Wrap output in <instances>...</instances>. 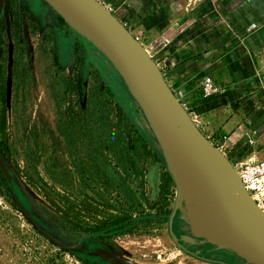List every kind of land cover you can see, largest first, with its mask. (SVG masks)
I'll return each mask as SVG.
<instances>
[{"label":"rangeland","instance_id":"374dc122","mask_svg":"<svg viewBox=\"0 0 264 264\" xmlns=\"http://www.w3.org/2000/svg\"><path fill=\"white\" fill-rule=\"evenodd\" d=\"M98 1L143 46L164 79L171 40L196 46V38H203L205 48L224 50L242 43L246 30L238 28L246 16L254 18V26L264 24V0H236L235 7L230 0ZM184 50L193 54L192 48ZM0 79L5 88L0 137L12 178L0 187V264H110L89 247L85 232L107 214L120 213L148 214L154 221L150 229L107 239L105 248L126 264H211L203 259L206 249L201 250L211 245L210 237L199 222L190 219L189 228L181 220L179 236L193 244L197 257L171 239L164 212L173 209L176 187L123 80L45 1L6 0L0 18ZM106 80L118 96L120 117L101 100ZM68 81L74 90H68ZM177 99L186 110L183 96ZM133 126L149 143L140 145ZM190 211L188 199L189 218Z\"/></svg>","mask_w":264,"mask_h":264},{"label":"water","instance_id":"95a60500","mask_svg":"<svg viewBox=\"0 0 264 264\" xmlns=\"http://www.w3.org/2000/svg\"><path fill=\"white\" fill-rule=\"evenodd\" d=\"M43 1L108 59L142 111L176 187L173 209L168 219L172 241L183 252L197 257L182 245L186 236L178 238L173 232L176 217L186 222L189 228L191 224L185 212L183 182L174 156L176 142L190 157L199 161L212 183L234 240L229 251L246 264H264V212L251 200L229 160L196 127L143 46L98 0ZM5 3L6 0H0V16ZM0 171L7 183L11 184L10 170L1 153ZM15 202L26 214L19 202ZM63 248L73 250L71 247ZM91 248L110 264H126L103 248Z\"/></svg>","mask_w":264,"mask_h":264},{"label":"crops","instance_id":"0c3cea01","mask_svg":"<svg viewBox=\"0 0 264 264\" xmlns=\"http://www.w3.org/2000/svg\"><path fill=\"white\" fill-rule=\"evenodd\" d=\"M230 2L237 5L236 0ZM171 18L175 25L177 18ZM255 23L249 16L243 19L238 29L246 31L238 47L205 48L203 38H196V46L171 40L166 47V83L182 93L187 113L202 135L235 161L264 160V24ZM191 48L193 54L184 50ZM204 77L220 91L204 97Z\"/></svg>","mask_w":264,"mask_h":264},{"label":"bare ground","instance_id":"6f19581e","mask_svg":"<svg viewBox=\"0 0 264 264\" xmlns=\"http://www.w3.org/2000/svg\"><path fill=\"white\" fill-rule=\"evenodd\" d=\"M174 156L183 182L184 207L189 199L194 208V213L190 211V219L199 222L207 231L211 246L221 252L228 251L234 240L212 183L203 172L199 161L190 157L176 142Z\"/></svg>","mask_w":264,"mask_h":264},{"label":"trees","instance_id":"16d2710c","mask_svg":"<svg viewBox=\"0 0 264 264\" xmlns=\"http://www.w3.org/2000/svg\"><path fill=\"white\" fill-rule=\"evenodd\" d=\"M11 7L12 6L10 3L9 10L11 9ZM14 36L16 37V35ZM99 75H101V73ZM74 89H75V85H73V82L68 81V90H74ZM4 90H5L4 85L0 81V105L2 106L4 105ZM117 97L118 96L115 92L113 85L106 80L105 85L103 87L102 94H101V100L103 104L113 107L110 109V113L116 114V117L118 116L120 117L122 113V107L120 106ZM2 113L3 112L0 113V134L3 131V126H4V122H3L4 120H3ZM133 127H136L138 131L137 133H138L140 145H143L144 143H149L147 140H145V134H143V131L140 132L137 126H133ZM0 153L3 156V158L6 160L8 156V152L6 150L5 143L3 142L1 137H0ZM153 156L155 158V161H159L155 153H153ZM128 161L132 162L131 157H128ZM7 186H8V183L0 171V187H7ZM13 189H15V186ZM164 213H166L167 216H169L171 211L169 212L165 211ZM153 223L154 221L152 220L151 216L148 214H142L140 215L139 218H132L131 216L125 213H120L116 215L107 214V216L103 218L102 220L97 221L92 226H88L85 233L87 237L91 239L90 243L92 244L90 245L97 247V246H100L99 244L107 243L106 242L107 239L110 238L112 235L114 236L117 234L132 233L134 231L141 230V229H145V230L150 229ZM63 250L67 251L68 249L63 248Z\"/></svg>","mask_w":264,"mask_h":264},{"label":"built area","instance_id":"2783aa9c","mask_svg":"<svg viewBox=\"0 0 264 264\" xmlns=\"http://www.w3.org/2000/svg\"><path fill=\"white\" fill-rule=\"evenodd\" d=\"M168 43L169 41L165 40V44ZM201 90L204 97H210L218 92V87L215 86L210 77H204L201 82ZM178 94L182 96L181 92L175 93L177 98L180 97ZM182 106L184 107V104ZM249 143L251 144V141ZM232 166L251 200L264 212V160H237Z\"/></svg>","mask_w":264,"mask_h":264},{"label":"flooded vegetation","instance_id":"af4514ba","mask_svg":"<svg viewBox=\"0 0 264 264\" xmlns=\"http://www.w3.org/2000/svg\"><path fill=\"white\" fill-rule=\"evenodd\" d=\"M3 13V12H2ZM2 15V14H1ZM0 18H1V16H0ZM14 38L16 39L15 41V44H17V39H18V35H16V37L14 36ZM19 41L21 42L20 43V46L22 47L24 44H23V38L21 37L20 39H19ZM184 227V224L182 223V221L178 218V217H176L175 219H174V223H173V232H174V234L175 235H177V237H179L180 235H181V232H180V230L182 229ZM107 242V241H106ZM108 243V242H107ZM107 243H103V244H99L100 246H97V247H99V248H103V249H105V250H107L106 248H105V245L104 244H107ZM92 244V243H91ZM182 245L187 249V250H189V251H191V252H193V253H195L196 254V252L198 251V250H194L193 249V244H190V243H184V242H182ZM89 247L91 248V247H94V246H91V245H89ZM203 249H206V251L208 252L207 253V256H203V259L205 260V261H208L209 263H211V264H220V262H224V263H226V264H242V263H244V261L241 259V258H239V257H237V256H235V255H233V254H231V255H233V256H230L229 255V252L228 251H226V252H221L220 250H218V249H216V248H214V247H212L211 245H209V244H206L204 247H202L201 248V250H203ZM108 251V250H107Z\"/></svg>","mask_w":264,"mask_h":264}]
</instances>
